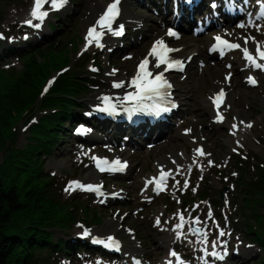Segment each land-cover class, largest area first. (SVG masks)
I'll list each match as a JSON object with an SVG mask.
<instances>
[{
	"label": "rangeland",
	"instance_id": "rangeland-1",
	"mask_svg": "<svg viewBox=\"0 0 264 264\" xmlns=\"http://www.w3.org/2000/svg\"><path fill=\"white\" fill-rule=\"evenodd\" d=\"M31 4L32 0H0V10L5 13L4 18L0 23V28L5 30V20L8 21L7 17H9V15L18 18L19 14H17V11L23 13L24 15L29 13ZM77 4L80 7L78 8V11H76V14L71 20L70 18H67V23L70 22L69 25L65 26L66 20L63 18L57 20L55 26L63 24L61 28L62 30L57 32L53 37L44 40L41 45L35 47L36 49L43 48L44 50L37 53L38 50L34 49L30 52L23 53L21 54V58L23 59L22 61L18 56L13 59L17 52L8 57V59L3 60L4 58H7L6 56L0 60V179L4 180L7 185L14 186L21 194L23 202L20 203L23 205V203L26 202L27 205L25 208L26 211L24 212L26 217H23L22 220H18L15 227L10 230L9 234L12 233L11 235L15 236L14 231H19L24 236H30L34 233L38 234V229L44 227L43 229L47 230L51 228L50 231H53V236L57 233H61L59 235L60 238L70 236L73 237L80 230L83 231L84 227L82 226V222L88 225L92 230H94V232L102 234L115 231L117 229H113L115 227V222H121L122 227L130 229L132 232H136L134 235L138 239L133 242L139 246L142 254L145 255L146 253H149L151 258H156L159 255L158 252L161 250V256L163 257L166 249L164 245H166L171 239L167 238L166 233H159L158 228H154L152 226L153 222L151 215H156L159 211H163L167 206V202L157 201L150 206L144 207L145 212L141 214L142 216L136 215V213L141 209L140 202L133 199V195L136 194L138 190V185H136L135 182V186H131L130 182V184L126 185L128 187L123 190L128 193L126 199H124L125 201L118 205L111 206L110 208H103L99 211L102 221L93 223L95 215L89 219L87 215L80 214V211L83 210L81 206H87L90 202L87 196L84 195L80 189H77L76 191H65V189L69 187L68 182L71 178L78 177L79 179V177L81 178V175L88 173L85 168L78 166L73 162L72 154L66 150L69 141L71 140V138L67 136L68 133L63 132L62 134L65 140L64 145L59 147L52 145L54 150H52L51 153H48V155L44 152H37V149L43 144L34 138V136L31 135V132H33V125L37 124L38 121L43 120L42 112L44 111L40 109V102L38 101L37 103L36 101L37 107L29 113L31 116L29 119L28 115L25 116V114L21 112V109H15L17 105L12 103L11 99L15 95H17L20 100L22 99L23 95L16 93L18 88L25 86V82L20 78L24 75V73H33L38 70L43 71L39 77H36L38 74L34 76L35 73L31 77V79L37 78L39 80L37 89L40 91L48 80H51L53 83L54 80L58 79L60 72L65 68L67 69L64 70V73L75 69L78 70L80 62L87 59V57H90L89 52L95 53L93 49L91 51L90 49H86L83 52L82 49L84 47V42L81 44L82 46L79 45L78 48L70 47L72 41L74 40L73 35L75 33L83 35L84 23L87 21V11L89 6L85 4V0L79 1ZM21 18L22 17H20V19ZM21 25L22 23H20V26ZM71 28H75L74 33L70 30ZM77 51L78 53L75 54ZM11 60L13 65H15V67H11V69H15L10 70V68L2 67L4 63H8ZM102 64L105 65L107 62L102 60ZM1 69L7 71L3 72ZM96 79L101 81V83L104 81L102 88L107 86V77L103 78V76H100V78L98 77ZM17 83V87L12 86ZM28 83L29 82L26 84ZM209 87H211L210 80L206 79L205 83L202 84V86H199L196 84L195 78L189 79L187 84L181 86L178 91V95L187 112H190L192 109L191 103L196 107L197 97L201 99L197 106L201 105V101L205 97L204 90ZM10 90L12 91L9 96H7V93ZM96 94L98 95L97 91L90 89V92L85 99L92 98ZM189 96L190 99L186 102L184 98L186 99ZM259 96L264 97V87L246 92V95L241 98L243 104L239 108L242 112L243 110L245 111L243 112L244 115L252 114L254 122L257 125V133H254L255 142L247 148L249 153L248 165L250 166L247 171H250L247 176L245 175L246 179H250L252 178V175H255V170L257 169L256 165L260 162L264 163V109L257 110L261 104L264 106V99ZM34 105L35 102L30 105L29 109H32ZM8 111L10 115L5 118L6 112ZM257 112H260L259 115ZM67 130L69 131V129ZM222 137H224L223 134H221V139ZM211 139L216 143L217 141H221V139L216 141L213 136ZM213 141H211V143H213ZM183 142L185 141H182L181 143ZM228 145L229 143L226 142L225 145L221 146V151L217 150V156H221L222 153H226ZM175 146L178 147V145ZM164 152L166 151L163 150L161 153ZM145 159V151L141 150L136 155V161L143 162L144 164ZM136 161H133V165L136 166L137 169H134L131 172V177H138L143 172L147 171L146 169H149L151 166V162H148L147 167L144 168V166L138 164ZM38 162L40 167L38 166ZM40 171H43L46 178L53 177L55 179L54 182L46 189L45 193H40L39 190L40 182L38 179L40 177L37 176V173ZM249 173H251L250 176ZM224 176V178L223 176H219L220 178H218L215 182L213 181V177L211 175L208 177L207 183L212 184L206 185L204 189L210 188L209 197L212 200L217 201V193L220 191L225 192V187H228L230 189L229 195L231 196L233 204H238L235 205V211L239 221V226L245 227L251 222L254 223L253 220L260 222V219L251 217L252 210L245 204L241 203V199L237 194L239 192V188L237 187V184L240 182L239 178L237 177L232 179L227 172L224 173ZM228 179L229 181L227 182ZM231 182H234V188L233 185L230 184ZM114 183H118L120 186L123 185L121 182L117 181L110 182V184ZM42 187L43 182L41 181V189ZM47 195H49L50 199H52L51 202L46 200L48 197ZM138 195L141 196V194ZM66 199H69V202L67 203L69 205H66V207L59 205V202L61 203V201H66ZM247 201L250 204L252 203L251 200ZM94 207L98 208L97 206ZM130 207H132V209H130ZM258 210L259 213L264 214V205L261 207L258 206ZM231 213L236 215L234 210H231ZM68 223L69 226H66ZM50 224H53L54 226H46ZM162 225H165V222H163ZM258 233L260 234L261 231L258 230ZM257 236L262 238V248H264V233ZM248 237L250 238V236ZM160 239H165V241L159 242L160 245L154 243ZM249 240L253 242L251 239ZM143 242L145 248H143ZM251 248H255V250H250L251 259L248 263L245 262L241 264H264V249L256 246H252ZM63 256L64 255L62 253L54 252L50 259L48 258L46 261H41L39 264H62L61 260L64 259ZM12 261L13 262L11 264H19L18 260Z\"/></svg>",
	"mask_w": 264,
	"mask_h": 264
},
{
	"label": "snow or ice",
	"instance_id": "snow-or-ice-1",
	"mask_svg": "<svg viewBox=\"0 0 264 264\" xmlns=\"http://www.w3.org/2000/svg\"><path fill=\"white\" fill-rule=\"evenodd\" d=\"M68 2V0H33V8L30 12V17L31 19L25 20L24 24L30 26V27H35V28H39L40 27V23H42L46 17L48 16V11L47 10H42L44 8V5L47 4L49 5L50 8L55 9V10H59L60 8H62L64 5H66ZM119 4H120V0H113V2L111 4L108 5V8L106 10V12L104 14H102V16L100 17V19L97 21V24L100 26L101 29H108L109 31L112 30V24L115 21L116 17L120 14L119 12ZM262 16H264V12L261 13ZM33 20L39 21L40 23H36L33 24ZM244 25H240V27H243ZM121 31H122V26H121ZM103 33H97L95 28H91L88 31V37L89 39V43L92 42V40H96L98 41L100 39V36ZM116 34H120V33H116ZM171 34V33H170ZM3 36L0 35V39H2ZM27 37H25L26 39ZM216 40L218 41L219 44L224 45L225 47L229 48V49H235V48H240V45L238 44H229L227 41L225 40H221V38L219 36L216 37ZM157 45H159L160 47H163V43L161 41L157 42ZM97 46H100L99 44H97ZM243 54L245 59L253 64L255 67L257 68H264V65L258 64L256 63V59L249 54L247 48L242 49ZM259 51V50H258ZM152 52L155 53L156 52V47L154 46V48L152 49ZM259 57L260 59L264 60V51H259ZM164 62V58L161 57V63ZM148 61L145 60L141 63L140 68L142 70H144L145 75H151L150 73L147 72L146 70V66H147ZM93 71H96V69H92ZM139 79V77L137 78ZM249 82L255 84V81L252 80L251 78H249ZM133 83H136V81L134 80ZM148 86L144 88V91L147 92H151L154 93L156 95H159V89L164 88V87H171V85H167L166 81H162L160 76H157L155 78V80H150L147 82ZM115 87H120V84H116L114 85ZM139 87V85H137ZM223 96V93L221 92L219 94V96L213 101L214 103H217L220 99V97ZM107 97H105V101H107ZM218 106V103H217ZM109 109H112V106L109 105L108 108L102 109L103 111H108ZM114 110V109H112ZM164 111H167L168 109H163ZM248 127H251V125H247ZM236 125H233V128H235ZM80 131H83V129H81ZM200 152L201 155H204L202 150H198ZM211 163V161L209 162ZM105 165H107V162H104ZM116 166H107V167H100V163L98 162L97 166L100 167L101 171H118V170H122L123 165H120L119 161L115 162ZM164 176V178L166 179V175L167 174H162ZM235 175V173L233 174ZM76 183L78 185V182H73ZM79 186V185H78ZM83 187V186H81ZM185 187H187V184H185ZM70 190H74L72 188V185L70 184L69 187H67L65 189V191H70ZM84 190L87 191H97L99 192V188L98 187H93L91 184L87 185L86 188H84ZM157 190H163V188L161 187L160 183H157ZM209 217L211 218V213H209ZM180 220L181 223L179 225H177L178 228H183V222H184V217L181 215L180 216ZM159 222V221H158ZM199 223V220H194L193 224H197ZM191 231H193L194 234H200V235H206L202 229L199 228H194L191 229ZM89 233L86 231L84 233L85 236H87ZM220 236H224L225 233L223 231H221ZM93 243H103L105 247H114L115 250H119V245L116 241L113 240L112 237H108L107 238V242L105 241H101V240H97L94 239ZM213 247H215V242H213ZM173 256H175L176 254L173 252L172 253ZM211 255L216 256L217 253L212 252ZM221 259L223 257H220ZM137 264H139V262H137Z\"/></svg>",
	"mask_w": 264,
	"mask_h": 264
},
{
	"label": "trees",
	"instance_id": "trees-1",
	"mask_svg": "<svg viewBox=\"0 0 264 264\" xmlns=\"http://www.w3.org/2000/svg\"><path fill=\"white\" fill-rule=\"evenodd\" d=\"M43 71H36L33 73H25L23 81L25 86L18 88L16 94L23 95L20 100L17 95H15L11 100L12 103L17 106L15 109H24L31 105L38 93V84L39 80L31 79V77L38 74L36 77H39ZM29 82L28 84H26ZM18 85V84H17ZM17 87V86H16ZM66 86L62 93L67 92ZM71 91V90H70ZM10 115L9 111L6 112L5 118ZM58 119V117H57ZM60 121V120H59ZM1 142V138H0ZM264 178V177H263ZM48 186L47 183L44 184ZM262 181H257L251 184H248L250 192L252 194L263 193ZM21 195L19 191L12 185H7L4 180L0 179V264H11L14 259H18L19 262L32 264L35 261V255L32 251L33 241L28 239H20L19 235L12 236L9 234L10 230L15 227V224L18 220L25 218L24 212L26 211V202L23 205L20 203ZM15 232V231H14ZM32 245V246H31ZM23 250H20V248ZM31 253V255H30ZM21 255H25L24 259Z\"/></svg>",
	"mask_w": 264,
	"mask_h": 264
},
{
	"label": "bare ground",
	"instance_id": "bare-ground-1",
	"mask_svg": "<svg viewBox=\"0 0 264 264\" xmlns=\"http://www.w3.org/2000/svg\"><path fill=\"white\" fill-rule=\"evenodd\" d=\"M99 5L100 4H97L96 6H93V9H91V12H90V14L88 16V20H87L88 21V25L85 28V31H86L85 32V35H86L85 37H86L87 40L90 39V38L87 37L89 29L95 28V23H96V21L98 19L99 11H100L101 7H104L102 5L101 6H99ZM7 20L9 22H11V21L14 20V17H10V18L7 17ZM47 33H49V32H47L43 27H40V28H37V29L35 28V29H32V31L29 32L27 38L24 39L23 41H27V42L28 41H32V42H34L32 47H35L40 42H42L43 40H45L48 37ZM19 41L20 40H18V38H15V37L11 36L9 38H6V40L4 42V47L7 48V47L15 46L17 43H19ZM183 44L187 45L188 43H183ZM198 46H199V41L194 40V41L191 42V44L186 46V49L188 50V52L189 51L192 52V51H196L198 49ZM30 48H28V50ZM109 73L112 75V78H113L112 86L115 87L114 85H116V84H120L121 85L120 87H116L113 91H115V92L123 91L125 89V76L122 75V74L115 75L114 72H112V71H109ZM109 90H111V89H109ZM90 100L88 101V103H92L93 102V101H90ZM170 129L172 130V128H170ZM145 132L146 131H143L142 133H135L134 136L137 137V138H141L142 134H144ZM229 140L233 141L232 138H229ZM172 141H173V144L177 145V144H179L181 142V139L179 137H177L176 135H173V133H172ZM169 155H171V158L175 161L169 167L178 166L180 164V162H181V159H182L180 154H179V150L177 149V151H171L169 153ZM88 177L89 178H94V175L90 174ZM239 256H240L241 260L244 261L243 252L239 253Z\"/></svg>",
	"mask_w": 264,
	"mask_h": 264
}]
</instances>
